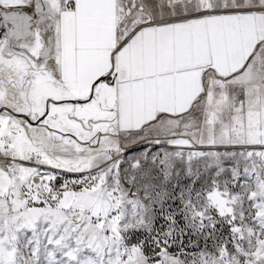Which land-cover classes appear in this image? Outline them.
<instances>
[{
	"label": "snow or ice",
	"instance_id": "6c2138e0",
	"mask_svg": "<svg viewBox=\"0 0 264 264\" xmlns=\"http://www.w3.org/2000/svg\"><path fill=\"white\" fill-rule=\"evenodd\" d=\"M0 264H264V0H0Z\"/></svg>",
	"mask_w": 264,
	"mask_h": 264
}]
</instances>
